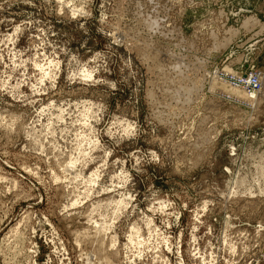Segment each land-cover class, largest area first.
Returning <instances> with one entry per match:
<instances>
[{
    "label": "rangeland",
    "instance_id": "obj_1",
    "mask_svg": "<svg viewBox=\"0 0 264 264\" xmlns=\"http://www.w3.org/2000/svg\"><path fill=\"white\" fill-rule=\"evenodd\" d=\"M0 264H264V0H0Z\"/></svg>",
    "mask_w": 264,
    "mask_h": 264
},
{
    "label": "bare ground",
    "instance_id": "obj_2",
    "mask_svg": "<svg viewBox=\"0 0 264 264\" xmlns=\"http://www.w3.org/2000/svg\"><path fill=\"white\" fill-rule=\"evenodd\" d=\"M231 34V33H230ZM226 43H228V41H226ZM225 44V43H224ZM224 44H221V45H224Z\"/></svg>",
    "mask_w": 264,
    "mask_h": 264
},
{
    "label": "built area",
    "instance_id": "obj_3",
    "mask_svg": "<svg viewBox=\"0 0 264 264\" xmlns=\"http://www.w3.org/2000/svg\"><path fill=\"white\" fill-rule=\"evenodd\" d=\"M257 82L256 81H254V84H256Z\"/></svg>",
    "mask_w": 264,
    "mask_h": 264
}]
</instances>
